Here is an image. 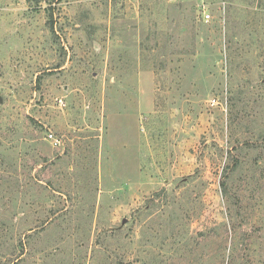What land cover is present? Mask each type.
Masks as SVG:
<instances>
[{
    "label": "rangeland",
    "instance_id": "1",
    "mask_svg": "<svg viewBox=\"0 0 264 264\" xmlns=\"http://www.w3.org/2000/svg\"><path fill=\"white\" fill-rule=\"evenodd\" d=\"M211 1L0 0V264H264V0Z\"/></svg>",
    "mask_w": 264,
    "mask_h": 264
},
{
    "label": "built area",
    "instance_id": "2",
    "mask_svg": "<svg viewBox=\"0 0 264 264\" xmlns=\"http://www.w3.org/2000/svg\"><path fill=\"white\" fill-rule=\"evenodd\" d=\"M212 7H213V2L211 0H197L196 2L197 17L203 20L204 22L212 21L214 16ZM50 137L53 138L54 135L50 134Z\"/></svg>",
    "mask_w": 264,
    "mask_h": 264
},
{
    "label": "water",
    "instance_id": "3",
    "mask_svg": "<svg viewBox=\"0 0 264 264\" xmlns=\"http://www.w3.org/2000/svg\"><path fill=\"white\" fill-rule=\"evenodd\" d=\"M0 101H2V99L0 98Z\"/></svg>",
    "mask_w": 264,
    "mask_h": 264
}]
</instances>
